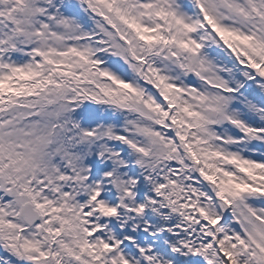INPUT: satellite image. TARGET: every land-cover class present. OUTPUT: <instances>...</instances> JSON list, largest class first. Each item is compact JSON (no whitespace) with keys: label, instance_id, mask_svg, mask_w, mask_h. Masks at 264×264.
<instances>
[{"label":"rangeland","instance_id":"rangeland-1","mask_svg":"<svg viewBox=\"0 0 264 264\" xmlns=\"http://www.w3.org/2000/svg\"><path fill=\"white\" fill-rule=\"evenodd\" d=\"M20 1H0V19H5L4 27L9 25L0 29V45L5 40L7 46H19L11 54L0 50V81L12 83V75L25 77L24 72L39 71L44 63L63 68L58 73L71 79H58L51 72L53 80L35 82L19 101L27 100L8 111L16 116L0 126V264H30L37 254L50 261L34 240L35 231L24 229L18 219L12 221L19 207L14 199L26 194L35 199L29 196L43 223L62 225L51 264H63L60 255L67 264H92L91 257L96 264H158L162 258L151 250L147 210L141 206L151 198L144 203L143 192L134 195L139 180L124 162H132L144 176L151 170L160 177V184L166 185L152 188L159 193L183 187L178 192L188 191V198L181 200L188 212L217 224L212 233L231 241L233 250H243V242L251 244V257L264 264V193L257 190L264 189V155L252 149L251 141L264 145V135L243 136L251 126L245 109L257 111L256 117L264 120V109L259 110L263 99L219 95L235 86L237 78L256 82L255 91L264 83V0ZM82 2L93 13L81 8ZM190 2L200 6L204 26L196 25L197 12ZM118 33L128 41L132 57L125 54ZM139 71L148 89L137 82ZM190 71L197 75L190 76ZM107 77L116 87L128 89V106L122 102L129 113L106 108L115 91ZM151 88H158L168 107L165 99L141 103L156 93ZM86 99L103 105H85ZM238 106L245 109L238 111ZM172 113L180 116V125L186 123L180 139L171 127ZM126 126L127 133L120 137ZM195 139L191 145L210 177L205 181L216 195L225 194L224 206L208 199L202 184L183 171L177 142L190 145ZM112 142L131 153L119 152ZM31 175L35 187L27 186ZM219 179L217 190L213 186ZM11 192L12 200L3 201ZM116 202L121 210H116ZM124 205L135 209H122ZM221 221L224 225L218 226ZM6 231L21 235L14 240ZM60 240L66 245L60 247ZM204 244L188 243L185 254L190 250L198 255L200 247L207 253ZM219 250L224 253L218 243ZM196 257L206 262L203 255Z\"/></svg>","mask_w":264,"mask_h":264},{"label":"trees","instance_id":"trees-1","mask_svg":"<svg viewBox=\"0 0 264 264\" xmlns=\"http://www.w3.org/2000/svg\"><path fill=\"white\" fill-rule=\"evenodd\" d=\"M63 70H64L63 68H55V66L51 64L44 63L42 64V67L39 69V71H34L32 77L29 80L21 82L20 86H11V85L8 86L7 85L4 88L0 89V98H2L0 99V126L1 124L6 125L12 119V117L16 116V115L9 114L8 111H10L12 107L16 108L15 105L21 106L22 103L27 100L25 99V100L19 101L20 99L23 98L24 95H27L28 88L31 89L35 82L43 84L44 82L53 80L54 75H52L51 72H55V76L58 77V79L69 78V75H64V74L60 75L58 73L59 71H63ZM106 80L110 81L112 88L115 89V91H113L114 99L108 100L105 97L108 101L106 102L107 104H105V105H108L106 106V108L112 109L116 114L129 113L126 110L128 106V101L130 98L129 92H127L128 89H126L125 85L124 86L120 85L119 87H116L117 82L111 77H107ZM259 84L261 86V89L253 93V96L258 98V102H260V99H263L261 104L264 106V90H263L264 83L259 82ZM144 88L148 89L149 86H147L145 83ZM151 89L155 91L156 93L153 95L154 97L152 96L153 99L143 98L144 100L143 99L141 100V103L143 105L147 104L148 100H151V101L153 100V102H156V103L160 102V100H164V99L166 100V98L161 95L158 88H157V91H156V88H151ZM79 92H80L79 90H76V94H78ZM136 96L139 98L138 95ZM35 98H37V96H35ZM156 98L159 101H157ZM85 105H91V107H94V106L97 107L103 104L94 102L91 99H86ZM166 106L168 107L167 100H166ZM153 112H156V110L155 111L153 110ZM100 116L101 115H99V117ZM172 118L174 119L172 120ZM170 121H172L171 127L174 128L175 132L179 135V139H180L182 137L181 131L184 129V126L186 123H182V125H180L181 124L180 116L175 115L173 113L172 115L170 114ZM248 121L256 126L263 125V120L258 119L256 115L254 114V112H252V114L249 116ZM112 128H116V127H112ZM127 128L128 126L122 128V129H125L123 134L127 133L126 132ZM191 134H195V133H191ZM174 135L176 134L174 133ZM190 138L194 139L195 136L191 135ZM195 142H196V139L189 142L190 145L177 142V145L180 148V151H178L177 157L180 158L184 162L183 164L185 167L183 168V171L186 170V172L188 173V178L190 177V175H192L194 177V180L195 181L197 180V182L202 184L203 188L207 191L208 190L207 188H210L208 185H210L211 182L207 184L205 179H208V178L210 179V177L208 176L206 177V174H205L206 166L202 164L201 160L199 159L196 152L194 151V146L191 145V143H195ZM257 147L260 148V146H257ZM197 148L200 149V147H197ZM121 149L124 152L127 151V149H124L123 146H121ZM201 151L202 150H199L198 153H201ZM162 163L166 164L167 161L164 160ZM171 166L176 167L178 170H180V168L182 167V164L178 165V164L173 163L171 164ZM183 171L181 172V174L184 173ZM133 172L141 177L140 189L143 192V195H144L143 201L145 203L148 198H153L154 195L158 191V190L152 189L153 187H155L153 184H156L159 186V184L163 182V180H160V178H157L156 174L151 172V170L147 171L146 176H144L143 172L139 173V171L136 168L133 169ZM194 174L197 175L199 178L197 179L194 176ZM220 185H221V179L215 182L213 187L219 190ZM180 189L182 188L178 187L174 193H171V192H168V194H164V192L158 193V200L160 201V204L158 205H152L151 203H149L150 205L148 204L149 213H148L147 218L149 220V223L152 224V227L154 228L155 231H159L157 234L158 238L151 241L152 243L151 248L155 250V255L162 258L161 261H158V264H257V261H255L253 258L255 254L251 252L252 250L251 244L246 245L243 242L242 244L243 250L241 249L233 250L231 241L225 238L222 239V237H218V235L212 233V230L215 233L217 232L216 231V228H218L217 224L212 226L213 222H209L208 220H206L207 218L203 217L201 213L199 214L198 217H196L193 212H188V209L184 205L181 204V200H183L184 198H188V195H186L188 191L183 190L184 194L181 195L178 192V190ZM257 190H261L264 193V189H262L260 186L257 187ZM235 192H236V188L234 189L233 193ZM210 198H212V196H210ZM215 200L220 201L221 202L220 204L223 206L225 205V202L228 204L225 198V194H223L222 192H220V195H216ZM218 220H216L215 222H217ZM222 224L224 225V223L221 221L218 223V226H223ZM173 226H174L175 231L173 230ZM207 230H210L211 234L208 233ZM160 238H162V240H160ZM183 238L189 241L190 243L193 242V245H196L197 243L200 245L205 243L202 246L207 248V253H205V251H203L201 247L197 249V252L199 254L195 256L191 254L190 250H189L190 255L188 254V256L181 255L183 254V252L176 253L174 251V246L176 247L180 245L181 239ZM218 243H219V248L220 247L223 248L224 253L222 250L218 251ZM61 245L65 246L66 244L61 241ZM231 252L233 254H231ZM179 254H180V257H179ZM202 255L204 256L206 262L201 261L199 258L196 257V256H202ZM251 255L253 256L251 257Z\"/></svg>","mask_w":264,"mask_h":264}]
</instances>
